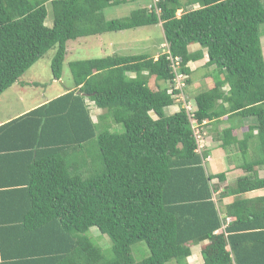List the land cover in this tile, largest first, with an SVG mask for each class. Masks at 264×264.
Segmentation results:
<instances>
[{"label":"trees","instance_id":"trees-1","mask_svg":"<svg viewBox=\"0 0 264 264\" xmlns=\"http://www.w3.org/2000/svg\"><path fill=\"white\" fill-rule=\"evenodd\" d=\"M129 1L146 6L109 19L126 0H0V96L52 48L61 80L69 41L161 24L185 93L188 65L205 54L217 76L192 99L201 133L247 122L240 140L234 126L217 136L242 174L231 184L228 171L209 172L186 110L166 113L176 102L158 85L175 78L166 52L70 61L73 87L0 125V264H137L140 242L149 255L138 264H186L200 244L202 264H264V195L248 196L264 189V0H159V14L152 0ZM92 227L111 239L113 259Z\"/></svg>","mask_w":264,"mask_h":264},{"label":"rangeland","instance_id":"rangeland-1","mask_svg":"<svg viewBox=\"0 0 264 264\" xmlns=\"http://www.w3.org/2000/svg\"><path fill=\"white\" fill-rule=\"evenodd\" d=\"M138 6H136V2L116 6L110 11H107V16L109 19L112 18H125L128 17L132 11L142 7L145 5L146 2L144 1H138ZM48 8V17L46 20L47 26H52L53 24V13L51 6H47ZM181 15V11L178 12V16ZM125 35L128 33V39L132 41V38H134L135 41L140 42V46L143 48H140L142 53H146L147 55H151L155 53V47L156 43H158L157 46L160 48V52L165 53V51L168 50L164 47L166 45H162V41H164V34H162L161 29L159 27H156V25L142 28L138 30H128L124 31ZM261 33H262V39L261 44L263 47L264 52V24L261 26ZM100 37L99 39H88V38H80L76 41H69L68 42V52L66 56V60L64 62L63 66V76L61 80H55L52 76L51 72V61L54 57V54L56 52V47L49 50L47 53L43 55V57L37 61L29 70H27L23 76L19 79L20 81L16 83L11 89L6 91L0 96V119L3 114L6 116H14L17 115L18 112L24 111L26 107L28 109L32 108L33 106L38 105V103L45 99L49 98L56 93L63 92L65 89L73 87V81L71 78L70 70L68 67V63L73 60H84V59H93V58H99L104 57L107 55H112L118 52V47H121L123 49V52L121 54L128 56L129 54V48L130 45L122 42L119 43L118 39L120 37L117 33H106L104 36H97ZM115 38V39H114ZM114 39V40H113ZM115 43L113 45L112 43ZM82 42V43H81ZM148 49H146V48ZM161 53V54H162ZM205 63L201 62L199 65H194L195 71L193 73V84L188 86L186 94L189 96V98L194 100L195 96L200 93L201 91H206L209 88L213 87L214 85V79H217V76L215 75L214 78L212 75L208 76L206 75L209 71L211 72L212 68L206 70L204 67ZM199 66H201V70H199ZM218 74V73H217ZM150 87L156 89V87L159 85L162 88L167 87L169 90L171 88L170 83H164L159 82L157 85V81L154 78L150 79L149 82ZM226 90V89H225ZM171 95V93H170ZM172 96V95H171ZM174 99V98H173ZM91 106V103H89ZM182 103L175 102V106L168 107L165 111L167 114H173L177 110L181 108ZM91 109V108H90ZM92 119L97 122L98 116L95 114L96 109H92ZM102 112V111H101ZM102 114V113H101ZM241 120H237V122H240ZM112 132L117 133H123L124 127L119 124H113V127L111 129ZM203 132V131H202ZM204 129V133L201 134V145L204 147L202 148V151L205 148V145L208 142V145L211 144V138L213 137L211 133L207 136ZM248 132V128L246 127L244 129V132H241V134L245 136V134ZM214 134V133H213ZM240 134V132H239ZM207 136V140L206 139ZM241 136V135H240ZM91 159L94 158L96 161H98L99 156V150L96 144L92 143V150H91ZM213 156L210 157L207 163V168L209 171H217L212 170L211 167L219 168L222 171L228 170V165L234 164L237 162L236 155H229L226 159H220L219 164L215 165L213 164ZM98 165V164H97ZM231 168V165H230ZM88 235L92 239L93 243L97 245L103 252L104 256L107 259H113V252H112V242L111 239L107 235H103L100 233V231L96 227L90 228ZM132 255L135 259V262L138 264L140 263L144 258L148 257L149 255V249L146 246L144 242H140L135 244L132 247ZM174 262V263H173ZM169 264H175V260Z\"/></svg>","mask_w":264,"mask_h":264},{"label":"crops","instance_id":"crops-1","mask_svg":"<svg viewBox=\"0 0 264 264\" xmlns=\"http://www.w3.org/2000/svg\"><path fill=\"white\" fill-rule=\"evenodd\" d=\"M128 3H132V1L126 0V2L123 3V4H121V5L128 4ZM138 5H140V4L136 3V6H138ZM145 6L146 5H144L142 7H145ZM156 27H159L161 29L162 34H164L163 33V28H162V25L161 24L156 25ZM142 28H144V27H141V28H138V29H142ZM145 28H147V27H145ZM138 29H135V30H138ZM114 33H117V34L120 35V37L118 39V41H119L120 44L122 42H124V43L130 45L129 54H127V55L141 54L142 51L140 50V48H143V47L140 46V42L135 41L134 38H132V41L130 39H128V37H127L128 36V33H127V35H125L124 34L125 33L124 31L114 32ZM104 35L105 34H103L102 36H104ZM92 38H95V39L98 38L99 39L100 37H91V38H88V39H92ZM113 40H112V43L114 45L115 43L113 42ZM164 43H165V40L162 41V45H164ZM157 45H158V43H156L155 53L154 54H151V55L149 54V56L154 57V58H158L161 55L162 51L160 52V48ZM144 48H146V47H144ZM118 49L119 50L116 53L117 54H121V52H123V49L121 47H118ZM146 49H148V48H146ZM195 50H197V47L196 46H194V47L192 46L191 47V51H195ZM142 54L147 55L146 53H142ZM121 55H123V54H121ZM207 60H208V57H207V54H205V57H204L203 60L198 61V62H195V63H193V62L190 63L188 66L191 69L192 74L194 73V71L197 70V69L195 70V68L193 67L194 65H199L201 62L202 63L204 62L206 64ZM200 69H201V66H199V70ZM212 70H213V68H212ZM191 77H193V75ZM192 80H193V78H192ZM191 84H193V81H192ZM61 94H63V92L56 93L55 95H53V96H51L49 98H45V99L41 100L38 103V105L33 106L30 109H28L26 107V109H24V111L18 112L17 115H14V116H6L5 114H3L1 116V119H0V125L6 123V122H8V121H10V120H12V119H14L16 117H18V116H20V115H22V114H24V113H26V112H28V111L36 108V107H38V106H40V105H42L44 103H46L47 101H49L50 99H52L54 97H58ZM90 108H91V117H92V113H93V111H92L93 108L96 109L95 114L97 116L100 113H102L101 110H98L93 104H91ZM246 123L244 121H242V120L240 122L232 123L231 121L229 122L228 119H224L223 122L220 124L219 128H215L214 126H211V125H208V124H207V127L206 128L203 127V129H205V131L208 130V132H206L207 133L206 134L207 136L210 133L213 136L211 138V142H210L211 144L208 145V142H207V144L205 145V148L203 150V151H207L209 153V158L207 159V162L209 161L210 157L213 156V159H211V160H213L212 163L215 164V165H217V164L220 165V163H219V160L220 159H222V160L223 159H226L231 154L235 155V153H237V150L234 151L233 153H231L232 150H233V148H229L228 150H224L220 146V143H219V141L217 139L218 138L217 137L218 136V133L220 131L223 132L225 129H227L230 126H234L235 129L233 130V133L231 134L232 135L231 137L232 138H235L236 140H240V139H242L244 137V134L242 135L241 132H244V129L247 127ZM239 132H240V134H239ZM207 136H206V139L205 140H207ZM229 150H231V151H229ZM251 152L252 151L250 150V153ZM208 163H211V162H208ZM230 165H231V168H230ZM230 165H228V170H226V171H228V175H227L228 181H227V183H231L232 184L233 182H235V180L238 178V176H240V174H242V172L239 169H236L237 167H236L235 163L234 164H230ZM211 168H212V170L213 169L214 170H217V171H213V172L212 171H209L211 173L223 172L219 168H214V167H211ZM259 175H260L261 178H264V170L259 171ZM260 195H264V189L263 190H259V191H255V192H251V193L248 194V196L250 198L255 197V196H260ZM203 245L204 244H200V245H195V246L192 247V254H191L190 257H188V259L186 261V264H202L203 263V256H202V246ZM175 264H177V263L175 262Z\"/></svg>","mask_w":264,"mask_h":264},{"label":"built area","instance_id":"built-area-1","mask_svg":"<svg viewBox=\"0 0 264 264\" xmlns=\"http://www.w3.org/2000/svg\"><path fill=\"white\" fill-rule=\"evenodd\" d=\"M158 1L159 0H152L151 4L149 5V8L155 7L157 13L159 14L160 9L157 8ZM164 47L166 49L168 48L167 45H164ZM165 52L169 54L168 60L170 61L171 69L173 73L175 74L174 81L173 83H171L169 94L171 93L172 97L175 99L177 103L181 102L182 103L181 108L186 110L190 118L191 126L194 131L195 137L197 138V141L199 143V151H201V149L204 147V145L203 146L201 145V134L200 133L202 132V130L200 128V125L194 118V112L196 110V106L193 100H191L185 93L186 80L188 76L181 72L182 59L180 57H173L170 54L169 50ZM175 92H179V93H175Z\"/></svg>","mask_w":264,"mask_h":264},{"label":"clouds","instance_id":"clouds-1","mask_svg":"<svg viewBox=\"0 0 264 264\" xmlns=\"http://www.w3.org/2000/svg\"><path fill=\"white\" fill-rule=\"evenodd\" d=\"M147 7H149V6H147Z\"/></svg>","mask_w":264,"mask_h":264}]
</instances>
